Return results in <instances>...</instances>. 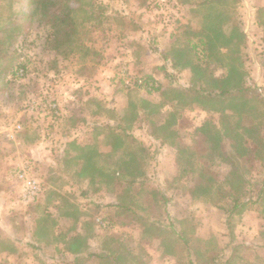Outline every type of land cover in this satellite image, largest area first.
Segmentation results:
<instances>
[{"label": "rangeland", "instance_id": "374dc122", "mask_svg": "<svg viewBox=\"0 0 264 264\" xmlns=\"http://www.w3.org/2000/svg\"><path fill=\"white\" fill-rule=\"evenodd\" d=\"M90 1L93 7L85 14L83 28L91 30L86 38L97 49L94 58L81 53L63 58L50 47L51 29L37 15L25 22L12 44L24 69L15 75L0 71V264H221L231 252L230 264H264L262 208L248 202L227 224L222 209L177 187L175 148L152 135L166 114L167 107H158L163 96L171 88L205 82L196 71L197 63L205 73L211 68L216 75L222 73L213 60L196 61L184 43L183 57L176 55L177 41L171 34L176 31L182 40L185 26L198 29L199 13L205 9L193 11L183 0ZM98 3L104 6L103 15L97 11ZM257 4V0H239L236 12L245 34L240 48L242 82L252 93L262 94L264 7ZM30 8L28 0H0V36ZM96 17L104 24L92 31ZM230 28L227 22L221 30L228 34ZM125 70L139 77L152 75L161 82L160 90L147 93L141 87H125ZM114 113L122 118L125 134L137 143L132 147L124 137L120 148L110 154L113 149L106 136L111 132L108 125L118 124L111 118ZM182 115L171 129L178 135L176 140L192 145L191 134L207 114L194 108ZM133 148L146 157L141 167L150 179L149 188L159 186L167 202L149 195L135 197L125 213L131 218L122 220L128 224L119 226L118 220L126 217L118 216L120 211L111 206L117 200L114 183L107 180L117 168V157ZM86 158L106 176L94 172V177H87L92 169L83 168ZM25 165L31 166L30 173L41 187L32 202L22 199L23 184L16 174ZM209 168L223 174L228 161H215ZM253 168L257 178L264 176L263 165ZM98 219L109 221L111 227H101ZM159 226L171 231L174 239L182 230L186 244L172 240L173 249L165 247ZM75 235L82 236L84 243L79 260L55 249ZM165 248L176 252L168 254ZM88 252L105 258L85 255Z\"/></svg>", "mask_w": 264, "mask_h": 264}, {"label": "trees", "instance_id": "16d2710c", "mask_svg": "<svg viewBox=\"0 0 264 264\" xmlns=\"http://www.w3.org/2000/svg\"><path fill=\"white\" fill-rule=\"evenodd\" d=\"M238 2L239 0H183V3L190 5L193 11L199 9H205V11L201 10L199 13L201 14V25L198 29L185 26L182 31L186 35L185 38L181 40L176 31L171 34L177 41L176 55L183 57L180 46L184 43L196 61L201 60L202 63L204 61L207 63L213 60L218 63V68L222 69V73L216 75L212 68L209 73H205V70L197 63L196 71L201 72L200 76L203 75L205 82L171 88L169 94L164 93L163 100L158 103V107H167L164 112L166 114L163 122L155 124L152 131V135L157 139H161L164 143L168 142L175 148V162L179 168L178 175L175 177L177 187L188 193L191 198L209 200L214 206L222 209L226 213L227 224H230L229 218L241 213L248 202L260 206L264 212V176L259 179L254 172H251L255 170V168L252 169L253 165L264 166V87L262 94L252 93L250 88L242 82L240 64L243 59L240 48L245 34L240 29L237 20L236 5ZM71 3H74V6H71ZM28 4L31 7L28 14L10 22L9 26L1 30L0 71L3 68L15 75L20 68L24 69L25 66L21 62L18 63L16 48H13L12 44L21 33L25 22L37 15L51 29L50 47L56 49L63 58H69L75 53H81L83 57L90 55V58H94L96 56L97 49L87 44V42H92L91 38H86L91 30L83 28V21L87 19L85 14L93 7L90 0H28ZM97 7V11L103 15L104 6L98 3ZM96 19L97 24L90 27L92 31L97 30L101 25L103 27L102 18L96 17ZM227 22L231 24V28L228 34H224L221 27ZM256 22H259V19ZM167 58L163 55L164 60ZM141 77L146 82L157 84V86L152 84L151 89L146 91L147 93L160 90L161 82L157 78L150 74ZM194 108H201L206 111L207 115L201 124L194 128L191 134L194 140L192 145L181 143L176 140L178 135L171 129V126L178 119L183 118L184 110ZM111 118L118 124L114 125L115 127L108 125L111 132L106 136V140L113 149L110 154L120 148L118 145L124 137L128 139V145L133 147L132 143L136 144L137 140L134 136L125 134L120 125L122 118L117 113ZM128 149L130 148L126 150ZM140 151H145L143 146ZM145 160L146 157L134 148L117 157V168L110 173L107 183H114L113 192L117 201L111 206L120 211L118 216L130 211L128 205L135 197L149 195L150 199L156 200L157 197L167 202L159 186L149 188L150 179L145 169L141 167L146 163ZM226 160L229 169L223 174L209 168V165L215 164V161ZM85 161L83 168L92 169L91 173L86 172L87 177H94V172L98 173L101 178L106 176L101 170L93 168L94 163L90 161V158H86ZM223 202H227L228 207H225ZM124 217L126 218L118 220L117 225L128 224L122 220H128L130 215L125 214ZM137 217L142 219L139 214H135V218ZM147 223H151V220L147 219ZM169 232L171 231L159 226V236L162 242L165 241V247L173 249L169 246L172 240H183V244H186L188 239L185 238L182 230L176 232L175 239L170 238ZM82 242L83 237L75 235L70 241L64 242L62 248L56 246L55 249L59 252H68L79 260L83 257L80 254L84 246ZM167 248L165 250L168 254L176 252ZM85 255L105 258V255L97 252H88ZM231 258L232 252L221 264H230Z\"/></svg>", "mask_w": 264, "mask_h": 264}, {"label": "built area", "instance_id": "2783aa9c", "mask_svg": "<svg viewBox=\"0 0 264 264\" xmlns=\"http://www.w3.org/2000/svg\"><path fill=\"white\" fill-rule=\"evenodd\" d=\"M123 77H122V83L125 87H141L145 91H148L151 89V85L157 86L156 83L152 82H146L144 81V78L141 76H136L131 74L129 71L125 70L123 71ZM31 166L25 165L17 170V176L22 181L23 184V190H22V199L26 202H32L36 199V197L39 194L40 187L39 182L35 179L34 176L31 175ZM98 223L101 225V227L108 228L111 227V224L107 220L98 219Z\"/></svg>", "mask_w": 264, "mask_h": 264}, {"label": "crops", "instance_id": "0c3cea01", "mask_svg": "<svg viewBox=\"0 0 264 264\" xmlns=\"http://www.w3.org/2000/svg\"><path fill=\"white\" fill-rule=\"evenodd\" d=\"M260 7H264V0H257ZM257 21V20H256Z\"/></svg>", "mask_w": 264, "mask_h": 264}]
</instances>
